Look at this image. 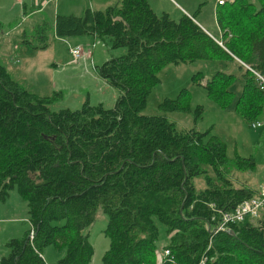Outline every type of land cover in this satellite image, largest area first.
<instances>
[{"label": "trees", "instance_id": "obj_1", "mask_svg": "<svg viewBox=\"0 0 264 264\" xmlns=\"http://www.w3.org/2000/svg\"><path fill=\"white\" fill-rule=\"evenodd\" d=\"M216 5L217 37L193 15L173 19L155 13L147 0L55 15L56 37L91 35L124 49L94 66L118 92L110 108L85 101L75 110L51 111L59 92H30L0 64V201L15 188L33 230L31 239L27 228L5 242L0 264H45L46 246L63 249L56 264H88L93 247L83 229L98 207L108 239L100 264H155L157 223L168 237V255L159 264H264V211L229 226L231 233L213 231L219 212L255 192L232 186L225 146L216 136L177 130L166 119L168 111L189 112L187 91L159 102L163 114L140 113L165 65L216 59L235 62L242 85L232 104L234 76L216 71L203 85L208 96L222 108L232 105L248 122L261 114L264 89L254 72L264 79V0ZM47 28L45 22L36 26L40 47ZM201 78L197 73L191 80ZM234 164L252 168L254 161L236 157ZM196 176L202 188L194 186Z\"/></svg>", "mask_w": 264, "mask_h": 264}, {"label": "rangeland", "instance_id": "obj_2", "mask_svg": "<svg viewBox=\"0 0 264 264\" xmlns=\"http://www.w3.org/2000/svg\"><path fill=\"white\" fill-rule=\"evenodd\" d=\"M22 1L26 4L24 12ZM66 1L59 0L58 12L52 13L55 10L56 0H0V64L12 78L33 93L46 96L59 92L56 100L49 104L51 111L75 110L85 101L91 105L100 103L104 108H110L118 92L98 76L94 66L100 65L109 56L123 53L124 49H111L106 40L93 41L90 37L87 38V35L61 38L54 36L51 30L54 16L64 12L63 4ZM115 1L110 4L118 2ZM216 1L187 0V3L189 9L196 6L200 8L196 20L204 19L210 22L214 16L211 10L217 4ZM248 1L255 2V0ZM79 2L81 3L75 1L73 10L78 9ZM159 2L162 3V0ZM30 10L34 11L27 15ZM82 12L83 10L81 14ZM42 22L48 27L45 30L46 46L44 47L39 46L41 39L36 34V26ZM74 44H80L83 49V54L78 60H73L68 52V46ZM216 71L231 73L234 76L228 86L234 93L233 104L242 85L241 70L236 63L216 59L195 60L165 65L157 73L159 82L149 90L140 113L163 114L158 110V103L163 99L176 97L182 89H185L188 93L189 112L168 111L164 113L166 119L172 122L177 130L190 128L199 132L208 130V134L216 136L225 146L228 178L232 186L256 192L264 187V103L261 114L251 122L239 116L232 105L224 108L218 106L203 87L205 80ZM197 73L202 78L198 82H193L191 77ZM197 107L200 113L197 112L198 115L195 116L194 111ZM256 123L257 126H251ZM236 157L252 158L254 165L252 168L247 166L238 168L234 164ZM206 169L212 174L209 167ZM203 183L201 176L193 178L196 188H202ZM2 203L0 201V207ZM4 203L8 205V210L0 220V251L2 250L0 256L7 253L5 242L10 238L20 237L28 228L26 202L15 188L8 192ZM106 220V215L98 207L93 222L83 229L93 247L88 264H100L101 255L108 247V239L103 234ZM4 221L9 222L4 223ZM156 225L158 237L154 260L155 264H158L163 257V246L168 237L164 226L159 223ZM46 247L49 250L44 256L48 261L49 256L57 253L59 249Z\"/></svg>", "mask_w": 264, "mask_h": 264}, {"label": "crops", "instance_id": "obj_3", "mask_svg": "<svg viewBox=\"0 0 264 264\" xmlns=\"http://www.w3.org/2000/svg\"><path fill=\"white\" fill-rule=\"evenodd\" d=\"M53 1V0H52ZM58 1L56 0V5H55V10L52 11V13H57L58 12ZM76 0H67L66 2H64L63 6H64V12H61V15H80L81 11L86 8L92 9V10H98V9H103L104 7L110 5V3H112V1L114 0H78L81 1V3L79 2L78 5V9L73 10V4L75 3ZM117 1V0H116ZM115 1V2H116ZM150 8L155 12V13H166L168 14L171 18L173 19H178L181 14H185L189 17H191V15H193L194 18H192L205 32H207V34H209L210 36H214L217 37L219 35V29L216 25L215 22V18L213 16V19H211V21H207V20H196V15H198V13H200V8L197 6L193 7L191 9L188 8L189 3H187V0H162V3L159 2V0H147ZM167 2V3H166ZM46 3V2H45ZM22 5V11L24 12L25 10V6L26 4L22 1L21 2ZM198 5V4H197ZM71 7L69 9V7ZM217 5L212 7V10L210 8L211 11H213V15L215 12V8ZM28 7V6H27ZM34 10H30L29 12H27L26 14L29 15L30 13H32ZM58 15V14H55ZM55 17V16H54ZM54 21V19H53ZM91 38V40L94 41V39H96L94 36L91 35H87V38ZM75 46V44L73 45ZM80 46V44H79ZM70 47V46H68ZM82 47V46H81ZM106 60V59H105ZM26 89V88H25ZM31 92V91H30ZM36 94V93H35ZM39 95V94H38ZM42 96V95H41ZM1 207H0V220H2L1 217H3L4 215H6V211L8 210V205L4 201ZM9 221H4V223H8ZM3 223V224H4ZM5 246V244H4ZM48 247H44L42 249L41 252V257L43 258L45 264H56L57 259H59L64 253V251H61V249H59V251H57V253H54L52 255L49 256V260L47 261L45 259L44 253L47 252ZM0 253H2V250L0 251ZM93 253V252H92ZM1 255V254H0ZM160 263V261H159ZM158 263V264H159Z\"/></svg>", "mask_w": 264, "mask_h": 264}, {"label": "built area", "instance_id": "obj_4", "mask_svg": "<svg viewBox=\"0 0 264 264\" xmlns=\"http://www.w3.org/2000/svg\"><path fill=\"white\" fill-rule=\"evenodd\" d=\"M222 2H223L222 0L216 1L217 4H221ZM68 52L73 60H78L83 54V49L81 46L75 45L68 47ZM242 65L245 66L244 64ZM254 74L258 79L259 87L264 89V79L255 72ZM257 125L258 123H256L255 125L251 124V126L253 127ZM261 211H264V187L259 188L255 192V194L249 199L238 202L230 211L219 212L218 220L214 225L213 231L227 230L229 226L240 223L245 218H249V219L255 218ZM27 224L29 230L28 239H31L33 235V230L28 221ZM167 255H168V251L166 249H163V257ZM200 262H202V260H200Z\"/></svg>", "mask_w": 264, "mask_h": 264}, {"label": "water", "instance_id": "obj_5", "mask_svg": "<svg viewBox=\"0 0 264 264\" xmlns=\"http://www.w3.org/2000/svg\"><path fill=\"white\" fill-rule=\"evenodd\" d=\"M226 231L229 232V233H231V229L230 228H228Z\"/></svg>", "mask_w": 264, "mask_h": 264}, {"label": "bare ground", "instance_id": "obj_6", "mask_svg": "<svg viewBox=\"0 0 264 264\" xmlns=\"http://www.w3.org/2000/svg\"><path fill=\"white\" fill-rule=\"evenodd\" d=\"M218 215V214H217Z\"/></svg>", "mask_w": 264, "mask_h": 264}]
</instances>
